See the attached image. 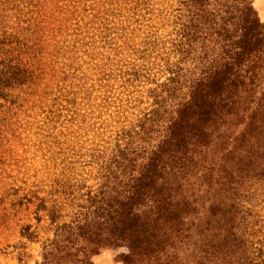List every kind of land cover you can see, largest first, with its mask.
Masks as SVG:
<instances>
[{
    "label": "trees",
    "instance_id": "obj_1",
    "mask_svg": "<svg viewBox=\"0 0 264 264\" xmlns=\"http://www.w3.org/2000/svg\"><path fill=\"white\" fill-rule=\"evenodd\" d=\"M153 12V0H0V109L49 99L64 141L94 130L98 185L41 199L53 236L38 264H93L111 246L121 264H264V23L253 0H177L167 39L148 25L131 42V18ZM97 38L111 55L87 85L72 64Z\"/></svg>",
    "mask_w": 264,
    "mask_h": 264
},
{
    "label": "rangeland",
    "instance_id": "obj_2",
    "mask_svg": "<svg viewBox=\"0 0 264 264\" xmlns=\"http://www.w3.org/2000/svg\"><path fill=\"white\" fill-rule=\"evenodd\" d=\"M153 4V13L161 15H147L141 23H135L133 16L131 27L135 28L128 34L131 42L144 38L148 25L158 28L157 34L162 40L167 39L171 29L167 17L177 6V0H153ZM253 7L264 23V0H253ZM103 43L107 46L97 38L92 45V60L81 50L72 64V67L80 66L86 74L87 85L95 79L94 62L105 59L108 53L111 55ZM51 103L48 99L47 103L32 109H0V264L39 263L43 242L53 236V225L46 212L38 208L41 199L49 205L53 191L68 190L77 196L98 185L95 173H88L85 166L91 144L84 141L91 139L94 130L87 134L76 133L69 142L64 141L59 133L63 129L64 112L60 113L62 116L57 118L53 129L45 122L46 112L60 110V107H51ZM258 207L264 215V203L260 202ZM68 209L64 204L62 220L68 219ZM124 252L126 249L122 246L104 247L92 255L91 261L93 264H121L119 256Z\"/></svg>",
    "mask_w": 264,
    "mask_h": 264
}]
</instances>
